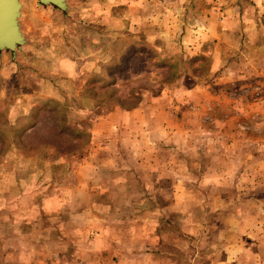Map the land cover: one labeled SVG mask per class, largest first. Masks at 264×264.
I'll return each mask as SVG.
<instances>
[{"label": "rangeland", "instance_id": "374dc122", "mask_svg": "<svg viewBox=\"0 0 264 264\" xmlns=\"http://www.w3.org/2000/svg\"><path fill=\"white\" fill-rule=\"evenodd\" d=\"M19 1L23 44L14 56L0 51V264H66L60 236L46 231L60 218H46L44 208L63 204L66 221L76 222L94 196L98 215L112 222L164 209L166 244L181 264L218 241L228 227L222 214L238 215L256 241L264 227L261 2L127 0L131 9L125 0H66L63 11ZM208 14L220 37L201 43ZM76 62L79 81L66 75ZM157 173L177 182L162 188L165 203L156 201L161 190L142 186ZM144 193L154 199L142 204ZM206 213L210 229L189 242L183 230L202 228ZM215 255L212 264L221 262Z\"/></svg>", "mask_w": 264, "mask_h": 264}, {"label": "crops", "instance_id": "0c3cea01", "mask_svg": "<svg viewBox=\"0 0 264 264\" xmlns=\"http://www.w3.org/2000/svg\"><path fill=\"white\" fill-rule=\"evenodd\" d=\"M145 1L149 0H136V4L140 5V3ZM176 1L177 3H180L185 0ZM209 1L212 2L213 0ZM158 2L159 0H156L155 3ZM259 2H261V8L262 11H264V0H259ZM124 3L130 5L131 9H133L132 2L125 0ZM205 14H207V11ZM208 16L209 14L206 15V18L201 19L200 22V26H202L203 30L200 33L201 39L199 38L197 41H200L201 43L205 40L212 39L213 37H220L217 31L215 32L214 25L212 26L211 20H214V15L211 14L210 19H208ZM234 21L227 19L225 22L227 25L232 22L236 23V26H240L239 21ZM261 48L264 49V45H262L260 49ZM68 67H70V70H66L69 71L66 73L67 77L77 81L81 80V76L84 73L83 64L81 62H76V64L73 63L71 66H67V68ZM132 114L133 113H123L122 116L129 118L132 117ZM140 136H144L145 139L148 137L146 133L144 135L140 134ZM110 141L112 144L108 143V147L114 144L113 140ZM109 150L110 152L108 154L110 155V160H114V162H110L108 166L115 170L117 169L116 167H118V164L115 162L117 157L113 156L115 151L110 148ZM142 181V186L150 188L151 191L155 188H157L158 191H162L163 195L158 194L157 197L155 196L157 202L165 203L166 199L164 196V189L162 188L166 186L167 188L177 186V182L174 180H171L170 183H165L160 179L158 173L153 179H142ZM61 185L63 187V184ZM81 185L82 187L88 186L84 181L81 182ZM89 185H91L90 182ZM159 195L161 196L159 197ZM141 196L140 201L142 204L150 199H154V196L150 195V193H144ZM50 198L62 202L64 196H50ZM170 199L171 203L175 200L178 201V199H180L179 191H177L176 194L172 193ZM89 201L92 204L95 203V205H90V208H88L90 213L87 214L84 213L83 209L85 208H83L81 216H76V218H78V221L76 222L72 220L69 222L70 219L66 221L69 218V215L66 214L67 211L63 210V207H65L63 204L60 205V210H54L47 206L44 208L43 216H46V218H60V221H57L58 227L50 225L48 226L49 229L46 231L51 235L60 236L59 240L61 246L58 251L64 253L60 254V256L66 264H69V260L72 259L69 247L75 248L77 251V256H74L77 264H181L179 257L177 256V249L169 247L166 244L164 237L166 231L164 227V209L161 211L158 207H150L151 210L141 212V217L137 218L136 215L133 217L132 214H128L131 216H126L122 219L123 221L118 222L115 220L112 222L108 220L110 219L109 217L107 220H104L102 216L98 215V209L95 207L99 202L97 196L92 197ZM44 203L48 204L49 202L44 201ZM144 209L145 207L142 208V210ZM210 216L209 213L205 214V217H208V219L203 222L202 228H198L196 224H193L191 227L190 222V225L183 230V233L188 236L189 242L198 234V232L199 235H201L205 229H210ZM222 216L228 227H221V232L219 231L216 233V236H219L218 241H210L203 246L199 245L196 247V250H199V259H204L206 262L205 264H212V258L216 256L215 254L217 252L219 253L218 262L221 261L217 264H244L246 258L252 259L254 263L264 264V242H261L262 239L259 236L260 234H264V227L257 228L259 229L258 232L260 234L255 236L256 241L250 242L248 240L251 237L250 234L253 233V230L248 231L240 226L238 221L234 222L235 214L233 213H228L226 215L222 214ZM134 218H137L138 220H135ZM235 218H239V216L237 215ZM222 232L224 234H222ZM222 236H224V239ZM48 246L50 249H53L52 243H48ZM196 250H194V253L189 257V261L192 264H196ZM249 251L255 252L252 258L248 256L250 255Z\"/></svg>", "mask_w": 264, "mask_h": 264}, {"label": "water", "instance_id": "95a60500", "mask_svg": "<svg viewBox=\"0 0 264 264\" xmlns=\"http://www.w3.org/2000/svg\"><path fill=\"white\" fill-rule=\"evenodd\" d=\"M66 0H39L40 4L53 5L66 10ZM22 8L19 0H0V51L9 50L13 55L23 44V37L18 26V16Z\"/></svg>", "mask_w": 264, "mask_h": 264}]
</instances>
